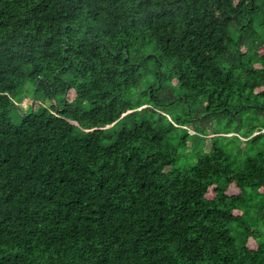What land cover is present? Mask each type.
<instances>
[{"label": "trees", "instance_id": "trees-1", "mask_svg": "<svg viewBox=\"0 0 264 264\" xmlns=\"http://www.w3.org/2000/svg\"><path fill=\"white\" fill-rule=\"evenodd\" d=\"M0 264H264V0H0Z\"/></svg>", "mask_w": 264, "mask_h": 264}, {"label": "rangeland", "instance_id": "rangeland-1", "mask_svg": "<svg viewBox=\"0 0 264 264\" xmlns=\"http://www.w3.org/2000/svg\"><path fill=\"white\" fill-rule=\"evenodd\" d=\"M139 92H135L132 98L133 103L137 104L140 101H142ZM17 107L19 108L20 111L23 112H32V109L34 107L33 105V87L31 85H26L24 89L20 91V97L17 99ZM31 108V110H30ZM238 193V190L234 187H231L229 190V194H236Z\"/></svg>", "mask_w": 264, "mask_h": 264}]
</instances>
